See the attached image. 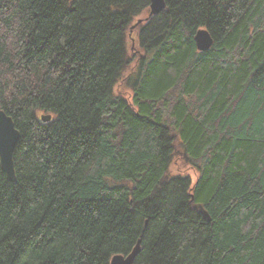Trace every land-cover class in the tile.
<instances>
[{
  "label": "trees",
  "instance_id": "trees-1",
  "mask_svg": "<svg viewBox=\"0 0 264 264\" xmlns=\"http://www.w3.org/2000/svg\"><path fill=\"white\" fill-rule=\"evenodd\" d=\"M164 2L130 104L150 0H0V264H264V0Z\"/></svg>",
  "mask_w": 264,
  "mask_h": 264
},
{
  "label": "water",
  "instance_id": "water-1",
  "mask_svg": "<svg viewBox=\"0 0 264 264\" xmlns=\"http://www.w3.org/2000/svg\"><path fill=\"white\" fill-rule=\"evenodd\" d=\"M165 9L164 0H150V13L149 18L161 13ZM147 18L145 21H148ZM143 20H139L138 24H141ZM134 26L131 28V31ZM195 43L199 52L207 51L211 48L213 40L209 33L202 29L199 30L195 35ZM50 116L43 117V121L50 120ZM19 132L15 128V124L10 116L5 112L0 111V163L2 169L7 175L8 180L14 182L15 171H14V160L13 155L17 143L19 141ZM202 211V210H201ZM202 214L209 220V216L206 212L202 211ZM140 252V241H138L135 248L127 255H116L112 257L111 264H135V260Z\"/></svg>",
  "mask_w": 264,
  "mask_h": 264
},
{
  "label": "rangeland",
  "instance_id": "rangeland-1",
  "mask_svg": "<svg viewBox=\"0 0 264 264\" xmlns=\"http://www.w3.org/2000/svg\"><path fill=\"white\" fill-rule=\"evenodd\" d=\"M149 17V9H146L133 23L132 27L134 26V29L131 31V28L129 30V33L127 35L126 39V55L128 57L126 62V65L123 69L122 72V81L117 85L116 87V93L119 95H123V97L128 101V103L131 104V100L133 97V92L132 89L125 83L127 82L128 79H131L135 76V73L138 72V61L142 57L146 56L143 48L141 47V42H140V37H139V30L135 28L139 25H145L146 22L145 20ZM139 20H143L141 24L137 25V22ZM180 167H175L173 169L174 173H178ZM183 169V168H182ZM192 170L187 167V170L183 171L182 173L188 174ZM193 174V173H192ZM191 175V174H190ZM195 179V178H194Z\"/></svg>",
  "mask_w": 264,
  "mask_h": 264
},
{
  "label": "bare ground",
  "instance_id": "bare-ground-1",
  "mask_svg": "<svg viewBox=\"0 0 264 264\" xmlns=\"http://www.w3.org/2000/svg\"><path fill=\"white\" fill-rule=\"evenodd\" d=\"M148 9H150V6H149V8H148ZM153 17H154V16H153ZM151 18H152V17H151ZM151 18H150V19H151Z\"/></svg>",
  "mask_w": 264,
  "mask_h": 264
}]
</instances>
